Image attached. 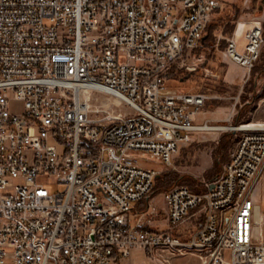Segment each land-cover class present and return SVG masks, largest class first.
I'll return each mask as SVG.
<instances>
[{"label": "built area", "instance_id": "1", "mask_svg": "<svg viewBox=\"0 0 264 264\" xmlns=\"http://www.w3.org/2000/svg\"><path fill=\"white\" fill-rule=\"evenodd\" d=\"M221 8L220 0H0V264H124L137 248L163 264L191 255L201 264H264L255 199L264 123L241 129L203 190L164 192L168 230H153L146 214L130 219L160 174L139 161L172 167L206 128L208 96L167 81L188 71L181 64ZM244 23L243 39L235 33L223 55L251 73L264 26ZM43 175L61 189L39 182ZM196 214L202 225L176 236Z\"/></svg>", "mask_w": 264, "mask_h": 264}, {"label": "rangeland", "instance_id": "2", "mask_svg": "<svg viewBox=\"0 0 264 264\" xmlns=\"http://www.w3.org/2000/svg\"><path fill=\"white\" fill-rule=\"evenodd\" d=\"M222 8L212 18L205 32L202 45L188 59L196 70H175L167 81L169 88L187 93H203L208 96L199 122L209 129L194 134L192 142L182 145L174 157L172 167L140 160L141 166L160 171L152 199L155 207L165 209L164 192L176 185H187L195 191L203 190L220 174L231 151L241 136V129L253 123H264V45L261 57L249 73L229 61L224 50L241 23L262 21L264 26V0H220ZM184 68V67H183ZM186 69V68H184ZM13 95V93H11ZM13 111L22 112L24 103L13 102ZM207 110H217L214 119L204 118ZM205 114L210 118V114ZM208 121L207 126L204 122ZM51 191H59L60 185L53 176L38 178ZM149 198V199H150ZM264 209V203H263ZM194 257L195 259H192ZM175 257L171 264H201L196 256ZM230 259V254H226ZM178 260V261H177ZM127 264H163L161 258L143 248L132 250Z\"/></svg>", "mask_w": 264, "mask_h": 264}, {"label": "crops", "instance_id": "3", "mask_svg": "<svg viewBox=\"0 0 264 264\" xmlns=\"http://www.w3.org/2000/svg\"><path fill=\"white\" fill-rule=\"evenodd\" d=\"M217 112H218L217 110H207L206 113H204V118L206 120L210 121V120L214 119V117H216L215 114ZM205 114H207V116H209L208 114H210L211 115L210 118L206 117ZM255 199L260 203V205L263 209L264 173H263V176L261 178L260 184H259V186L255 192ZM151 206H152V199L151 198L146 200L145 202L136 204L134 210L130 214L131 222L132 223L135 222L140 215L146 214L148 216H151L153 221H154L153 230H155V231H166V230H168L166 210L164 209L163 211H160V209H157L155 207V209H154L155 211L151 212V208H152ZM203 218L204 217H202L200 214H196V216L193 219L189 220L188 222H186L185 224L180 226L178 229H176L174 231V234L176 236L182 237L183 239L190 238V236L202 225L203 220H204ZM185 258H188V256L182 257L181 263L184 261ZM192 259H195V258L192 257ZM129 261H130V258L124 264H127Z\"/></svg>", "mask_w": 264, "mask_h": 264}, {"label": "bare ground", "instance_id": "4", "mask_svg": "<svg viewBox=\"0 0 264 264\" xmlns=\"http://www.w3.org/2000/svg\"><path fill=\"white\" fill-rule=\"evenodd\" d=\"M246 27H247V24L241 23L237 29L236 34H237V38L239 41H241L243 39V33H244V30ZM181 66L188 69V70H194V68L191 65L186 64V63L181 64ZM208 128L209 129H226L225 127H223V128H214V127L210 128L209 126H207L206 129L208 130ZM245 128H247V127H245Z\"/></svg>", "mask_w": 264, "mask_h": 264}, {"label": "water", "instance_id": "5", "mask_svg": "<svg viewBox=\"0 0 264 264\" xmlns=\"http://www.w3.org/2000/svg\"><path fill=\"white\" fill-rule=\"evenodd\" d=\"M213 188H214V185L211 186V189H213Z\"/></svg>", "mask_w": 264, "mask_h": 264}, {"label": "trees", "instance_id": "6", "mask_svg": "<svg viewBox=\"0 0 264 264\" xmlns=\"http://www.w3.org/2000/svg\"><path fill=\"white\" fill-rule=\"evenodd\" d=\"M208 29V28H207ZM205 37V36H204ZM205 38H203V40H204ZM203 42V41H202Z\"/></svg>", "mask_w": 264, "mask_h": 264}]
</instances>
